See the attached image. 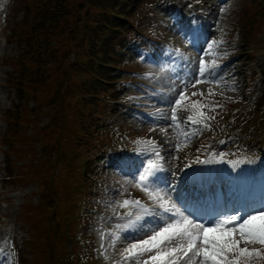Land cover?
Wrapping results in <instances>:
<instances>
[{
    "label": "trees",
    "instance_id": "trees-1",
    "mask_svg": "<svg viewBox=\"0 0 264 264\" xmlns=\"http://www.w3.org/2000/svg\"><path fill=\"white\" fill-rule=\"evenodd\" d=\"M13 2L23 18L3 28L4 33L10 29L8 39L16 43L19 53L7 58L15 69L10 80L19 98L7 113L8 133L20 142L17 147L8 140L10 169L19 167L43 188L39 202L27 203L24 210L25 218L33 220V241L27 242L33 259L27 257L28 251L22 258L24 264H95L78 254L84 246L93 249L100 241L102 215L87 208L85 199L102 196V187L87 171L99 168V157L110 151L106 145L119 141L106 116L118 106L113 98L132 104L137 90L122 88L112 68H121L135 45L139 34L134 24L142 23L155 7L151 0ZM248 5L251 8L243 14L247 45L261 31L264 0H251ZM255 75L253 71L249 79ZM31 98L36 104L28 105ZM260 105H264V83ZM40 112L49 114L42 125ZM30 126L32 133L27 132ZM37 140L42 142L38 158ZM26 156L29 162L17 163ZM90 221L91 233L82 235L84 242H80L78 230ZM67 236L74 243L72 250L67 248Z\"/></svg>",
    "mask_w": 264,
    "mask_h": 264
},
{
    "label": "rangeland",
    "instance_id": "rangeland-1",
    "mask_svg": "<svg viewBox=\"0 0 264 264\" xmlns=\"http://www.w3.org/2000/svg\"><path fill=\"white\" fill-rule=\"evenodd\" d=\"M249 0H163L160 4L157 2V9L160 11L159 21L147 22L148 16H145L142 24L147 26L149 23V33L151 36L156 35V38H148L144 36L146 41L151 40L153 46H149V50L145 51L136 49L133 53V58L143 67L150 70L152 74L149 76V84L146 91L142 95L141 101L147 112H140L137 107H123L120 111L114 112L107 121L110 122L115 129L119 126L127 129L128 132L133 127L136 130L134 140L139 146V155L137 162L127 158L129 155L126 149H117L116 158L120 162V167L116 172L104 173L106 188L112 191L114 196L119 195L127 200L139 199L145 204L148 201L147 195H139L134 191V177L139 174L140 164L138 161L142 159V153H145L147 146L138 141L154 140L161 148V154L164 156V166L168 171L164 172L162 177L167 181V184H160L161 189L167 190L165 198H171L177 206L185 211L186 215L191 217L192 212L198 211L197 197L190 195V190L186 189L181 180L182 174L180 166L183 160L187 157H194L196 152L207 153L210 155L211 161L206 166V170L199 173L206 174L207 177H213L216 181L214 190L221 188H231L236 195L237 188L241 190L236 198V207H242L241 197L244 198L246 190L251 183L255 184V190L252 198L253 206L259 208L264 205V143L262 149L253 153L246 152L239 154L235 146L238 145L243 136L247 143L253 142L256 138L255 130L247 128L246 134H241V123L249 124L247 119H243L245 114L248 119L253 120V124L258 121V118L264 117L263 109L256 108V102L261 94V85L264 77L261 71H258V77L251 85H247L241 78V75L247 74L244 70L264 68V23L261 26V32L257 36L256 42L250 44V47H244L242 44V29L241 13L247 6ZM197 2V7L190 10L189 3ZM15 6V5H14ZM14 6L7 8L6 0L0 2L1 22L10 21L11 23L17 19H21L22 12L18 11ZM193 11L200 13V17H204L207 23V29L204 30L201 36L190 35L192 25H195L197 18L192 14ZM184 17V19H182ZM147 20V21H145ZM144 27L141 31H144ZM193 37V39H192ZM3 36L0 38V57L14 56L16 48L14 44L6 42ZM212 41H216V45L209 48ZM164 45L159 50L158 45ZM253 51L255 57L248 60V53ZM204 60L208 63L215 62L219 67L212 69L211 74L205 73L204 76L198 74L200 61ZM131 68V66H126ZM12 70L9 65H0V133L6 128V123L1 117L2 111L7 109L14 98L13 86L6 84L7 76ZM115 73H125L121 70H115ZM246 77V76H245ZM196 80L204 82L195 84ZM187 85L186 95L189 101H199L200 104L205 103L209 117H214L207 121L211 125L210 128H200L199 134L190 137V142L182 151H173L172 146L176 144L183 145L185 143V132L195 131L199 126H192L184 123L189 115H192L191 109L187 111H179L178 117L180 124H172L170 126L169 116L173 104L171 103L178 94ZM195 85V86H193ZM192 93H197L193 96ZM203 93V95H200ZM257 109V115L252 118ZM235 113L239 121L230 127L231 133H225V127L221 118L228 122L226 115L223 113ZM47 119L46 116L43 117ZM43 121V120H42ZM41 121V122H42ZM262 121V120H261ZM264 131V124L261 126ZM161 129H166L167 133ZM211 132L220 134V137L215 139L210 136ZM124 144H129L127 141ZM37 150L41 149L39 142L36 143ZM199 149V151H197ZM129 150L132 156L133 146L129 144ZM211 151V153H209ZM240 155V156H239ZM170 156L179 157V159H169ZM232 159V161H229ZM4 160L3 152L0 150V165ZM29 157H25L24 161H29ZM239 162V163H237ZM114 164V162L112 163ZM5 172L0 169V175ZM95 178H99L98 173H95ZM254 180L257 182L255 183ZM101 181V180H99ZM168 184L172 188H168ZM183 188L180 189V186ZM231 184L234 187H231ZM38 186L32 183L26 186L15 187L12 182L0 184V213L7 214L6 223L0 228L1 237L5 240L3 256L8 253V248L11 244L17 242L21 238L28 237V232L18 220L20 208L23 202L32 192L37 191ZM174 189V190H173ZM146 195V196H145ZM188 196L186 203L182 202ZM257 196H260L257 198ZM37 197V196H35ZM102 207H107V200L99 202ZM152 204V202H151ZM202 205V203H200ZM233 203L228 202V206ZM148 205V204H147ZM209 210V206L203 207ZM253 208V207H252ZM249 208L247 210H251ZM134 209V210H133ZM129 210L135 212V208L129 209L123 207L121 213H116L106 221L108 229L115 228L118 224L126 223L128 217L125 215ZM158 211V209H157ZM151 218L145 216L136 228L127 230L126 240H131V243L138 242L141 239L151 235V230L157 228L162 223L163 218ZM83 228L80 229L82 232ZM4 230H6L4 232ZM86 231L88 229H85ZM111 231V230H110ZM89 232V231H88ZM5 237V238H4ZM111 244V240H110ZM108 242L107 251L117 260L121 259V253H115L114 246H110ZM69 248L72 243L68 242ZM245 245H241L244 247ZM248 247L262 248L259 244H248ZM150 255V254H146ZM146 256L144 258H146ZM3 264H15L11 257L6 261H1ZM183 264V261L180 262Z\"/></svg>",
    "mask_w": 264,
    "mask_h": 264
},
{
    "label": "snow or ice",
    "instance_id": "snow-or-ice-1",
    "mask_svg": "<svg viewBox=\"0 0 264 264\" xmlns=\"http://www.w3.org/2000/svg\"><path fill=\"white\" fill-rule=\"evenodd\" d=\"M216 43L212 41L209 48L214 47ZM218 67L214 61L208 63L201 60L198 74L200 76H204L205 73L211 74V70ZM201 82L204 81L196 80L195 84ZM186 92L187 85L171 102L173 107L169 116L170 126L180 124L179 111L191 109L192 115H189L184 123L199 128L183 133L185 143L172 146L173 151L177 152L187 146L191 136L199 134L200 128H210L211 125L207 121L214 119L201 110L205 106L199 101L187 102L189 97ZM192 95L195 96L197 93ZM161 131L167 133L166 129ZM138 142L147 146L150 155L142 170L133 179L135 186L147 195L152 204L147 205L139 199L123 200L120 202L121 207L135 208L137 211L129 210L125 214L128 217L127 222L116 225L107 234L102 231L101 238H110V246H115L121 232L136 228L145 216L167 217V219H164L157 228L152 229V234L147 235V238L126 247L121 253V259L115 264H180L181 261L183 264H250L253 256H264L262 250L264 249V205L251 210H226L209 217H202L192 212L193 218H190L170 197L165 198L167 190L160 188V184H167L161 174L168 171L164 166L165 158L161 155L160 146L154 140ZM169 159H179V157L170 156ZM210 162L197 156L183 167L187 169L193 163ZM168 188H172V185L168 184ZM242 244L245 246L241 247ZM248 244H259L262 248H249L246 246ZM101 249V254L106 255L107 249L103 244ZM146 254L150 255L146 256Z\"/></svg>",
    "mask_w": 264,
    "mask_h": 264
},
{
    "label": "bare ground",
    "instance_id": "bare-ground-1",
    "mask_svg": "<svg viewBox=\"0 0 264 264\" xmlns=\"http://www.w3.org/2000/svg\"><path fill=\"white\" fill-rule=\"evenodd\" d=\"M193 39V38H192ZM209 209V208H208ZM200 216H203V215H200Z\"/></svg>",
    "mask_w": 264,
    "mask_h": 264
}]
</instances>
